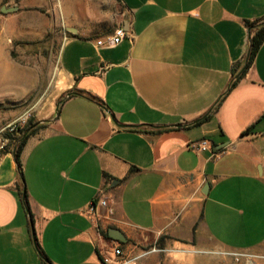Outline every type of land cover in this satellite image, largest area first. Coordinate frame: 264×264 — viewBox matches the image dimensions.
Listing matches in <instances>:
<instances>
[{"label": "crops", "instance_id": "1", "mask_svg": "<svg viewBox=\"0 0 264 264\" xmlns=\"http://www.w3.org/2000/svg\"><path fill=\"white\" fill-rule=\"evenodd\" d=\"M263 23L264 0H0V75L31 74L5 35L39 39L46 101L73 93L20 165L0 158V264H102L113 246L136 264H264ZM101 191L112 214L91 219Z\"/></svg>", "mask_w": 264, "mask_h": 264}, {"label": "rangeland", "instance_id": "2", "mask_svg": "<svg viewBox=\"0 0 264 264\" xmlns=\"http://www.w3.org/2000/svg\"><path fill=\"white\" fill-rule=\"evenodd\" d=\"M18 1L3 0L4 3L10 2V4ZM3 28H7V26L0 25V30ZM33 28L38 30L39 25L33 26ZM3 41L1 50H8L12 46L16 61L20 62L22 66L26 65V68L30 64L31 74L29 76L21 73L13 79L12 74H6L5 77L0 75V79H2L0 82V158L3 154L15 152L22 139L30 133L34 126L44 125L29 136L28 140L43 135L49 127V123H42V121L50 119L47 117L43 120V117L51 105L54 106L59 102L46 101L53 95L57 70L55 62L53 61L52 65L51 60L49 61L47 58L46 51L35 48L42 44L41 40H33L34 48L30 52H28V45L23 42L11 44V38L6 35L3 37ZM24 50L26 57L23 55ZM29 55L32 56L30 61ZM241 254L246 255L243 252ZM233 258L235 262L240 261L236 260V257ZM246 258L245 256L240 257V259Z\"/></svg>", "mask_w": 264, "mask_h": 264}, {"label": "built area", "instance_id": "3", "mask_svg": "<svg viewBox=\"0 0 264 264\" xmlns=\"http://www.w3.org/2000/svg\"><path fill=\"white\" fill-rule=\"evenodd\" d=\"M128 36V32L123 28L119 27L114 30V32L106 37L105 39H100L97 44L99 46L106 45L108 47H115L119 45L126 37ZM191 149L197 151H205L209 149V141L203 139L199 142L192 143L190 145ZM99 209H107L109 214H112V209L110 208L109 199H107L104 195V192H100L99 196L96 198L94 202H92L87 209L83 210L82 213L87 215L91 219L98 218ZM156 249H151V251H145V255L155 251ZM233 257H236V260H240V257L247 255H243L241 253H232ZM137 257H130L126 255L121 247L113 246L103 252L101 255V263L102 264H136Z\"/></svg>", "mask_w": 264, "mask_h": 264}, {"label": "trees", "instance_id": "4", "mask_svg": "<svg viewBox=\"0 0 264 264\" xmlns=\"http://www.w3.org/2000/svg\"><path fill=\"white\" fill-rule=\"evenodd\" d=\"M263 42H264V25H261L259 28L256 29V32L253 34L252 39H251V50H250L249 63L254 58L257 50L259 49V47L261 46V44ZM41 127H44V125H38L34 129H32L30 131V133L24 139H22V141L20 142L17 150L14 152L15 156H16V159L19 162V165H20L21 154L23 152V149H24V147H25V145L27 143V140H28L29 136L34 134Z\"/></svg>", "mask_w": 264, "mask_h": 264}, {"label": "water", "instance_id": "5", "mask_svg": "<svg viewBox=\"0 0 264 264\" xmlns=\"http://www.w3.org/2000/svg\"><path fill=\"white\" fill-rule=\"evenodd\" d=\"M16 10H17V7H10V8L3 7V8H2V11H3V12H13V11H16ZM262 25H264V23H263ZM72 95H73V93L67 94V95L64 97L63 100L59 101V103H58V111H57V114H58V112H59V107H60V105L64 102L65 99L69 98V97L72 96ZM42 123H43V122H42ZM36 126H38V125H36ZM36 126H34L33 129H34ZM23 200H24V202H25V204H26L27 195H26V190H25V189H24V191H23ZM27 213H28V216H29V220H30V224H31L32 230H34L33 218H32V216H31V214H30V210H29L28 208H27ZM33 233H34V231H33Z\"/></svg>", "mask_w": 264, "mask_h": 264}]
</instances>
